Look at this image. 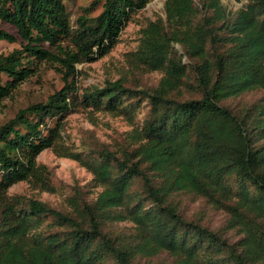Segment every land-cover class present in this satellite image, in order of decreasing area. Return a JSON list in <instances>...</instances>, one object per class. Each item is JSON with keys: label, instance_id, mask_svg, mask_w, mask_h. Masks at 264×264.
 <instances>
[{"label": "trees", "instance_id": "obj_1", "mask_svg": "<svg viewBox=\"0 0 264 264\" xmlns=\"http://www.w3.org/2000/svg\"><path fill=\"white\" fill-rule=\"evenodd\" d=\"M234 1L246 4L229 12L220 0H165V19L148 22L130 55L137 67L163 73L156 88L134 90L115 81L79 94L76 65L106 56L150 0H91L75 25L64 0H0V41L20 45L0 56V103L42 62L54 65L63 81L45 101L0 125V264H134L160 253L176 264H264V99L243 115L221 104L264 92V0ZM185 86L197 97L173 98ZM141 99L151 114L135 134L137 146L121 157L99 155L92 172L103 190L93 202L74 203L66 213L7 196L20 182L52 190L36 159L62 149L68 115L80 107L132 112L130 102ZM136 179L142 192L131 193ZM179 194L223 210L224 232L240 238L230 242L224 232L187 221L172 204ZM128 219L132 237L103 232L106 224Z\"/></svg>", "mask_w": 264, "mask_h": 264}, {"label": "rangeland", "instance_id": "obj_2", "mask_svg": "<svg viewBox=\"0 0 264 264\" xmlns=\"http://www.w3.org/2000/svg\"><path fill=\"white\" fill-rule=\"evenodd\" d=\"M91 0H64L70 9L71 25H75L78 16L82 15L83 7ZM196 5L200 0H193ZM222 6L229 12H234L246 4L245 1L220 0ZM165 0H150L146 7L132 17L121 31L117 44L104 57L93 63L76 65L77 89L82 94L95 88H102L106 82L120 81L122 85L134 90H153L158 85L163 73L148 72L143 67H137L130 56L139 46L141 31L150 21L165 19L163 7ZM98 11L92 15L97 14ZM9 32L15 31L4 26ZM20 48L19 42L8 43L0 41V56L7 55ZM174 51L186 64L189 63L179 45H174ZM189 81H192L189 79ZM63 86L62 77L50 62H42L30 79L20 84L10 98L0 103V125L11 119L20 108L35 102L45 101L47 97ZM191 86L183 87L173 98L188 100L197 97ZM264 99V92L254 90L237 98L222 102L236 115H243L255 104ZM136 108L132 112L121 111L110 113L96 110L92 107H80L64 119L61 130L60 148H49L36 159L39 166L45 168L51 191H46L32 182H20L7 191L8 197L20 196L23 201L37 200L60 212L70 213L74 203L93 202L103 187L94 181L92 167L99 161V155L110 152L121 157L122 152L137 146L135 134L142 130L151 114L149 103L131 101ZM127 104V103H125ZM124 104V105H125ZM77 155L73 159L63 154ZM229 184L235 188L232 180ZM141 179H136L131 187V193L142 192ZM146 208L149 203L146 201ZM172 204L178 208L179 214L187 221L198 223L211 231L224 232L227 214L207 203L203 198L191 194L173 196ZM45 229V226H43ZM103 232L107 235L126 239L135 233V225L131 220L106 224ZM225 238L230 242L237 241L240 236L236 231H226ZM104 264H110L106 262ZM134 264H176L174 258L167 253H160L151 258L138 257Z\"/></svg>", "mask_w": 264, "mask_h": 264}]
</instances>
